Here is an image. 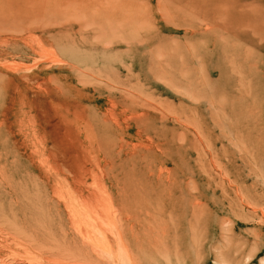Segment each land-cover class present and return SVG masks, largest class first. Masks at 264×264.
Returning <instances> with one entry per match:
<instances>
[{"label": "rangeland", "instance_id": "obj_1", "mask_svg": "<svg viewBox=\"0 0 264 264\" xmlns=\"http://www.w3.org/2000/svg\"><path fill=\"white\" fill-rule=\"evenodd\" d=\"M0 264H264V0H0Z\"/></svg>", "mask_w": 264, "mask_h": 264}]
</instances>
